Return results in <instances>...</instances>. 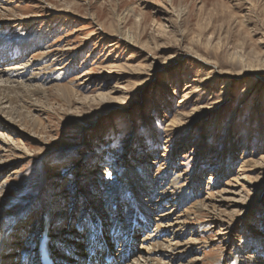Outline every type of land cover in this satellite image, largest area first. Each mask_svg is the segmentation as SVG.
<instances>
[{
    "label": "rangeland",
    "instance_id": "1",
    "mask_svg": "<svg viewBox=\"0 0 264 264\" xmlns=\"http://www.w3.org/2000/svg\"><path fill=\"white\" fill-rule=\"evenodd\" d=\"M0 39L28 46L0 61L4 254H34L40 177L65 259L91 207L113 264H264V0H0Z\"/></svg>",
    "mask_w": 264,
    "mask_h": 264
},
{
    "label": "bare ground",
    "instance_id": "2",
    "mask_svg": "<svg viewBox=\"0 0 264 264\" xmlns=\"http://www.w3.org/2000/svg\"><path fill=\"white\" fill-rule=\"evenodd\" d=\"M116 20L118 21V25H120V23L122 22V19L117 17ZM131 36L132 35L130 34L129 30L125 32V35H124L125 38L130 39ZM27 47L28 46L26 45V42L19 43L18 40H14V39H8V40H6V39L5 40L0 39V61L1 62H5L7 60H10L7 57L8 56H14V55L18 56L17 58H19L20 56H22V53L24 52V50L27 49ZM7 51L10 52V54ZM0 67H2V66H0ZM9 69H8L9 72H7L9 74L15 73V74H17L19 76H24L23 75L24 74L23 71L21 72V71H18L17 69H13V68H9ZM5 71H6V68L5 69L3 67L0 68V76H1V74L2 75L5 74L6 73ZM1 87H6V85L4 86V85H1L0 84V104L4 103L6 101L14 102V101H12V99L9 97V95L7 93L3 92L4 90H7L8 88L5 89V88H1ZM1 89H4V90H1ZM56 89H58V87ZM13 91L14 90L10 89V90H8V93H11ZM28 91L25 90V89L22 90V91H20V92L23 93L21 96H25L26 95V97H27V96L30 95V93H32V91H36V90L35 89L34 90L31 89L30 92H28ZM41 91H43V90H41ZM15 97L18 100L20 98V97L18 98V96H15ZM0 108H1V106H0ZM37 180H38V187H39V189H38V191H39V197H37L36 199L33 200L32 203H30V207H31L32 210L40 209L41 210V215H42V218L43 219H42V225L40 224L41 223L40 220L39 221L37 220V222H34V224H38L37 228L33 230V234H32V237H33V240H34L33 241L34 244L33 243L29 244V246H30L29 248L30 249H28L30 251V253H32V254L34 253L33 254L34 256L31 255V257H29L30 258L29 261L27 260L28 263L25 262L26 264H40L39 259H38V245L42 242V239H43L42 232L44 230L46 232H48V231L50 232V231H54L55 230L54 229L55 226H53V230L49 227V225L51 226L52 219L54 218L53 217L54 216V213L51 212L52 211L51 210V200L49 198L50 195L44 193V188L46 187V185H45V183H42V181H45V180H42L40 177H38ZM2 198H3L2 195H0V215H1L0 216V258L2 256H4V258H6V260L8 261V264H21V263H19V261H16V260L14 261V259H12V255L4 254V252H2V250H4V249L7 250V247H9V245H7V244H8V239H9L10 235L16 234L15 231H19V228H16L15 227V229H14V226L16 224H18V222L16 221L17 219L15 218L14 219L15 221L12 220V219H9L10 216L7 214L6 207H5V204L6 203L4 202V200ZM134 205H136L135 202H134ZM134 208H136V207H134ZM134 208L132 206V207L129 208V210L132 209V212H133L134 211ZM136 209L138 211V214H140V209L139 208H136ZM89 210H90V213L93 212V214H92L93 216L90 217V214L88 212H86L84 214V216L89 217L88 218V222L90 223L89 225H91V226H89V228H91L93 225L94 226H97V225H101L102 226L103 224L100 222V219L95 220L97 216H95V214H94L95 213L94 208H91L90 207ZM70 211H72V210H69V212ZM128 213H131V212L129 211ZM143 213L141 212L142 215H143ZM166 214H168V213H165V215ZM143 217H145V216L143 215ZM91 218L94 219L93 222L90 221ZM146 219L147 220L149 219V221H150V217H147ZM78 221L81 222L82 220H80V218H78ZM128 223H130V222L129 221H126V224H127L126 225V229L128 228L127 227L128 226ZM169 224H170L169 227H171L173 223H169ZM133 225L134 226H139V227H131L132 229H130L131 232H134L135 231V234H136V232L139 231V228L141 226V223H139V224L138 223H136V224L130 223V226H133ZM104 228H106V226H104ZM114 228H119L120 229V227L118 225H115ZM9 230H11V231L8 233ZM116 231H117V235L116 236H115L116 232H114L113 234H108L109 237H107V236L106 237L109 238L110 241H113L114 242L115 241L114 239H117V237L120 235L119 234V231L120 230H117L116 229ZM49 232H48V235H49ZM73 232H74V230H73ZM75 232H77V231L75 230ZM95 233L96 232H94L93 235L89 234V235L92 236L87 241V246L89 245L90 249H89V251H87V254H84L82 257L80 255L77 256V253L76 252H73V250L70 248V249L67 250V252H69V254L72 256V258L69 257V258L65 259L66 254H64V252L55 249L56 246H54V245L53 246L48 245L49 246L50 254L52 255V258H53V262H55V264H79V263L80 264H107L106 262H104V260L101 257L102 255L107 254V256L108 255L113 256V260H112V262L110 264H113L115 262L118 263L119 262V259L122 256L121 253H124V251L127 250L126 247H128L127 246V243H126V242H128V240L126 238V232L121 233V235H122L121 238L122 239L120 241H122V242H119V245H118V247L120 246V249H114L115 247H113V245L111 246V243L113 244V242H109V245L111 246V250H110V247H108L107 239L105 238V233L106 232L104 234L103 233L102 234H99L98 236L95 235ZM77 234H79V232H77ZM83 235H82V237H83ZM82 237H81V239H82ZM149 237L150 236H147L146 239H148ZM84 242L82 243L81 246H85L84 245ZM178 244H179L178 241H175V242H172V243H170V244L167 245L168 248H169V253H170L169 255H167L168 260H171L172 261L174 259L173 256H176L178 253H180L179 252L180 250L178 249L180 244L179 245ZM32 245H35V246L32 247ZM77 245L80 246V243L79 244H76V242H74V245H73L74 248L77 249L78 248ZM130 245H132V243ZM131 248H132V246H131ZM176 249H178V251ZM112 250H114L113 252L116 254V256H114V253L111 252ZM175 250H176V252H174ZM153 252H155V251H153ZM27 253H28V251L23 252L20 255V259L21 260H26L27 259L26 258ZM99 253H101L102 255H100ZM112 253H113V255H112ZM174 253H175V255H173ZM75 257L77 258V260L75 259ZM81 260H83V261H81ZM2 262L3 261H0V264H2ZM153 262H154L153 260H150L147 257H145V263L144 264H160L158 262L157 263H155V262L153 263Z\"/></svg>",
    "mask_w": 264,
    "mask_h": 264
}]
</instances>
